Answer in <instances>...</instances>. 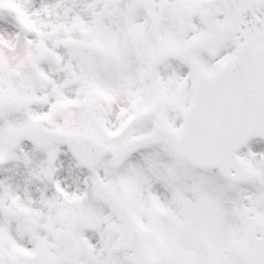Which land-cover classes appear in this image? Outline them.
Here are the masks:
<instances>
[{"label": "snow or ice", "instance_id": "6c2138e0", "mask_svg": "<svg viewBox=\"0 0 264 264\" xmlns=\"http://www.w3.org/2000/svg\"><path fill=\"white\" fill-rule=\"evenodd\" d=\"M0 264H264V0H0Z\"/></svg>", "mask_w": 264, "mask_h": 264}]
</instances>
